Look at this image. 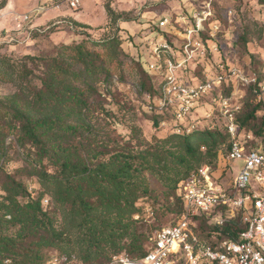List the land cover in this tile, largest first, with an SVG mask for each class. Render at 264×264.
<instances>
[{"label":"trees","instance_id":"1","mask_svg":"<svg viewBox=\"0 0 264 264\" xmlns=\"http://www.w3.org/2000/svg\"><path fill=\"white\" fill-rule=\"evenodd\" d=\"M113 2L104 3L107 21L101 32L89 34L87 24L70 19L68 27L75 28L79 40L56 43L44 54L0 55V83L13 87L0 98V264H46L52 257L57 264H110L121 254L140 258L152 234L164 227L147 223L142 201L149 202L156 219L170 212L178 216L181 183L204 165L214 173L222 147L226 157L228 135L221 124L176 134L173 128L183 125L173 121L171 112L148 109L160 95L171 53L159 48L147 68L141 58L130 56L119 23L133 18ZM6 3L0 0V9ZM223 3H214L209 21L219 26V51ZM166 27L158 38L177 48L178 28ZM237 42L246 44L247 34ZM211 59L191 65L189 82L201 78ZM129 75L136 80L138 100L121 89ZM263 77L264 70L257 82ZM257 89L256 83L245 90L256 98ZM241 99L238 128L263 140L264 104ZM203 103L211 107L202 99L188 121L198 125ZM143 106L151 125L165 135L144 136L138 124ZM13 154L20 164L7 170ZM198 220L199 229L208 223ZM222 231L235 237L227 225Z\"/></svg>","mask_w":264,"mask_h":264},{"label":"built area","instance_id":"2","mask_svg":"<svg viewBox=\"0 0 264 264\" xmlns=\"http://www.w3.org/2000/svg\"><path fill=\"white\" fill-rule=\"evenodd\" d=\"M68 1L72 8L79 4V0ZM149 1L157 4L163 0ZM187 1L196 7L163 15L158 20L159 27H177L176 35L181 42L177 48L162 42L154 50L158 57L159 48H164L171 57L164 64L160 95L148 109L171 112L173 121L183 125L174 127L173 132L189 134L198 126L188 121L192 110L202 99H210L211 108L205 114L208 122L204 126L209 129L223 126L228 135L227 166L237 163V172L227 185L214 178L207 165L190 174L180 186L182 209L175 222L152 234L150 247L142 257L121 254L114 256L110 264H264V150L253 146V136L238 128L235 113L240 107L237 98L241 96L237 97V91H233L234 87L244 90L257 83L256 96L260 99L264 95V77L257 82L256 76L219 60L211 66L207 63L201 78L189 82L191 65L208 61L219 51L216 36L219 26L209 23L214 3L235 4L238 0ZM40 12L36 8L29 15L17 17L21 22ZM226 14L231 18L233 9L228 8ZM225 88H230L228 94ZM208 95L211 97L206 98ZM199 218L213 225L209 240L199 236ZM225 225L229 233L235 230V237L224 235Z\"/></svg>","mask_w":264,"mask_h":264},{"label":"rangeland","instance_id":"3","mask_svg":"<svg viewBox=\"0 0 264 264\" xmlns=\"http://www.w3.org/2000/svg\"><path fill=\"white\" fill-rule=\"evenodd\" d=\"M105 2L106 0H79L78 6L72 8L69 6L68 0H7L6 5L0 9V55L6 54L19 57L23 54H44L56 43H71L79 40L80 36L75 34V28L68 27L70 19L87 24L89 27L85 31L89 34L101 32V28L107 21L104 10ZM112 6L118 11L130 13V17L133 18L132 21L119 23L122 31L121 35L127 38L122 46L130 56L141 58L143 66L147 68L155 60V48L162 43V40L158 38L161 30H168L167 27H162V29L157 27L158 31L155 30L160 16L163 14H177L182 10L192 9L195 3L187 0H163L157 4L149 0H114ZM229 7L235 9L231 18H228L227 14L225 16L223 11ZM36 8L41 9L42 12L31 15L28 20L19 22L18 15H29ZM223 10L221 11V18L225 24L221 27L220 51L210 60L209 66L221 60L228 65L239 67L246 74H255L256 76L263 74L264 0H242L237 4L224 2ZM243 32L247 34L246 44L237 42L238 37ZM33 35L35 36L32 37ZM135 85L136 80L133 75L127 76L125 83L121 85V89L132 100H138ZM237 88H233V91H237V97L241 96L237 100L245 98L246 102H252L253 104L259 100V98H255L252 94L246 92L245 89ZM12 91L13 87L10 84L0 83V98ZM226 93L228 94V92ZM210 97L208 95L206 98ZM140 100L142 104H145L146 97L142 96ZM260 100L264 104V96ZM210 108V105H206V103L199 107L197 121L200 128L208 122V119H203L202 116H205ZM142 112L139 113L138 124L142 128L144 136L149 138L152 134L165 135L164 130L155 129L151 125L150 113L145 106L142 107ZM261 114L262 111L258 112V115ZM254 143L259 147H264V139L261 140V137L255 136ZM224 155L225 148L222 147L220 150L221 157L218 156L217 158L214 174L215 176H221L220 181L227 185L236 174L238 164L233 163L231 166H227L226 159H222ZM17 156L13 154L14 162L4 165L7 170H13L20 164ZM142 205L145 208L144 217L150 225H171L177 218L174 213L170 212L165 213L162 219H156L148 207L149 202L142 201ZM204 223L205 221H202L201 224ZM208 226L210 227L208 223H205L202 229L200 227V238L210 239V232L213 228H208ZM152 230L154 231V229ZM53 259L54 257L51 260ZM51 260H48L46 264H57V262H51ZM70 264L79 263L71 262Z\"/></svg>","mask_w":264,"mask_h":264}]
</instances>
